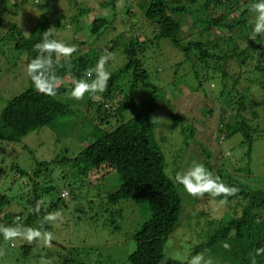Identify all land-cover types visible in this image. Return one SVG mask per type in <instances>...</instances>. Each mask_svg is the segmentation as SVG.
Masks as SVG:
<instances>
[{
    "label": "trees",
    "instance_id": "16d2710c",
    "mask_svg": "<svg viewBox=\"0 0 264 264\" xmlns=\"http://www.w3.org/2000/svg\"><path fill=\"white\" fill-rule=\"evenodd\" d=\"M125 1L124 13L131 26L140 30L137 27L140 12L146 22L141 29L150 27L152 36L129 37L121 31L113 36L107 48L101 50H89L87 40L79 39L80 36H62L63 29L71 30L72 23L82 22L83 17L88 20L85 26L82 25L88 31L89 24L88 36L107 32L112 20L120 15L119 0L86 5L78 0H67L69 9H76V15L68 18L64 13H50L46 9L39 15L34 31L29 36L24 35L17 23L6 25L3 44L10 46L11 50L24 53L26 65L37 55L35 45L40 42L43 32L49 29L53 38L63 42L65 38L69 39L66 42L74 44L76 51L70 58L61 57L59 66L55 68L56 75L61 78L55 96L39 93L31 85L7 101L0 117V142L21 144L30 133L50 127L59 142L71 139L75 149L65 148L48 161L38 160L34 151L26 145L36 164L31 172L14 163L5 152L2 153L3 162H10V165L5 164L4 172L15 171L21 179H26L24 183L14 185L18 190L13 188V183L10 184L6 176L5 185L0 184V225L24 223L41 231L55 232L53 223L44 222L45 215L61 214L63 211L68 214L81 212L83 208L86 210V201L92 209V201L81 194L74 195L66 187L58 189L53 178L42 175L49 171L55 172L53 177L56 183L70 175L75 182H87L91 187L97 177L105 178L108 171L116 170L122 184L100 202L103 204L99 206L100 212L111 214V218L104 219L103 224H111L117 230L120 228L121 223L118 221L123 212L119 205L123 200H132L138 205L147 204L150 212L148 219L132 234L135 249L129 256L122 255L123 264H182L181 260L167 255L166 245L181 224L184 196L181 197L177 184L166 172V157L154 134L158 126L157 108L164 102L170 107V101L164 97V90L152 82L150 67L143 57L153 47L155 40L161 47L160 43L167 39L183 55V60L177 66L184 61L190 62L201 89L205 84L211 88L221 84L222 89L216 98L218 103L208 96L203 99L209 107L206 110L207 120L209 117L211 122L210 126L206 122V129L215 135L220 145V160L225 156L221 144L240 135L239 144L233 148L241 146L237 157L246 165L242 168L236 164L237 168L232 171L226 173L221 169L223 173L218 172L219 166L210 164L216 155V142H201L200 152L205 157L202 159L203 164L213 173L216 168L218 173L215 174L229 186L235 187L237 192L227 198V205L234 212L229 211L221 220L215 221V227L207 231L206 241L197 246L192 255L208 252L227 264H251L249 254L257 248H264V188L252 185L258 178L246 181L247 175L255 174L250 169L254 144L258 139L262 140L264 134L262 126L246 115L254 104L252 88L258 87L264 94V40L253 38L250 27L255 15L250 10L254 0H140L136 5L138 11L132 4L138 0ZM15 2L22 4L24 0ZM103 9L107 11L106 14L101 13ZM185 22L189 24V34L184 31ZM108 52L118 59L116 65L119 66L113 68L115 59L105 64V70L111 74L106 91L97 93L95 99L86 93L80 100L83 106L80 107L68 95L73 80L84 76L85 70L93 68L100 56ZM184 81L181 77L177 84ZM244 81L245 86L239 90ZM141 89L148 96L139 103L136 97ZM137 108L140 109L138 113L126 118L127 112ZM170 115L173 126H181L185 137L183 150H187L196 130L191 125L186 126L184 119L172 108ZM226 154L231 155V151ZM52 165L60 167L62 172L58 174ZM177 172L175 169V175ZM212 197L223 199L222 196ZM38 200H43V204L40 212H35ZM204 214L202 211L197 215L198 225L208 215ZM205 223L212 225L210 220ZM2 241L3 237L0 236V244ZM35 243L28 244L17 239L15 247H12L8 242L5 244L7 251L0 250V264H24ZM225 244L229 247L225 248ZM65 250L67 252L60 264H120L114 255V248L96 245L92 256L91 247L84 250L83 247L72 246ZM256 260L257 264H264V255L257 256Z\"/></svg>",
    "mask_w": 264,
    "mask_h": 264
},
{
    "label": "rangeland",
    "instance_id": "374dc122",
    "mask_svg": "<svg viewBox=\"0 0 264 264\" xmlns=\"http://www.w3.org/2000/svg\"><path fill=\"white\" fill-rule=\"evenodd\" d=\"M15 1L21 2L22 0H0V65H4L0 67V117L7 101L32 85L31 80L27 77L25 72V54L20 51L11 50L10 46L8 47L6 44H3L5 42L4 35L6 33V25L11 22L17 23L20 25L24 35L29 36L34 31L39 15L46 9H48V11L50 10V13L56 11L64 13L68 18L72 15H76V9L71 11L68 7L67 0H59V2H57V0H24L22 4H18ZM101 1L104 0H78V2L83 5L94 4L95 2ZM139 1L140 0L132 2L134 5L133 7H136L137 11L138 6L136 5ZM126 3L125 0H119L118 8L120 15L112 20V25L107 32L105 31L101 35L88 36L89 24L88 31L85 27L82 28V25L88 20L83 17L82 22L76 21L72 23L71 30L66 29L65 31V29H63L62 36L68 35L73 38L74 36L76 38L80 36L79 39H86L89 50L107 48L113 36L121 31L129 37L139 35L145 38V34L152 36L153 30L150 27H145L143 30L141 29V26L146 25V22L141 18L140 12L138 13L139 22L137 26L140 30H137L135 26H131L124 13ZM106 12L107 11L104 9L101 10L103 14H106ZM67 27L69 28L70 25ZM184 31L186 34L190 33L189 24L187 22L184 23ZM66 41L69 42V39L65 38L64 41L68 44ZM163 42L160 43L161 47H159L157 40H155L153 47L148 49L143 57L150 67L152 82L164 90V97L170 101V107L167 102L158 106V126L154 131L156 139L166 157V172L171 178H174L175 169L179 172L188 167L193 161H198V159L199 162L203 163L202 159L205 157L202 156L200 152L201 142L204 141L212 144L213 140L216 142V155L211 159L210 164L215 167L219 166L217 168L219 170L218 172L221 171L220 173H223L221 169L226 173L232 171L237 168L235 166L236 164L242 168L246 167L237 157L241 146L233 148V146L239 144L241 140L240 135H236L230 141L221 144V148L223 145V153H225V156L220 160L218 158L220 152L218 149L220 145L214 138L215 135L210 134V130L206 129L207 125L210 126L211 122L209 117L207 120L206 110H208L209 107L206 101L204 102V97L208 96L210 99L215 100V103H218L216 98L219 97V93L222 89L221 84L218 83L214 88L205 84L201 89V87H199V81L193 72L194 70H192L191 63L184 61L177 66V64L183 60L182 53L171 45L170 40L165 39ZM194 60L195 63L198 64L196 59ZM117 61L118 59L115 58V65L113 68L119 66L116 65ZM181 77L184 78L185 81L178 85L177 82ZM245 84L244 81V83L239 86V90H242ZM259 89L258 87L252 88L254 104L249 107L246 115L248 117H253V122L255 124L259 123L264 129V94H262ZM147 96L146 91L141 89L138 91L136 98L140 103L143 99H146ZM74 102H77L80 107H83L80 100H75ZM169 108H172L184 119L186 126L191 125L196 130L195 136L191 137V142L187 150H183V141L185 137L182 134L181 126H173ZM139 111L140 109L137 108L127 112L126 118L129 119L133 114ZM187 133L190 135L189 131H187ZM55 134L56 133L52 131L50 127H43L41 130L30 133L23 139L21 144L0 142V184L5 185L6 176L10 180V184L13 183V188L18 190L14 185L17 183H24L26 179H21L20 174L15 171L13 173L4 172V167H6L5 164L10 165V162H3V152L8 154L11 160L20 165L22 169L31 172L36 167V164L31 157V153H29V149L34 151L38 160L48 161L54 159L59 153L64 151L65 148L71 147L75 149L74 143L71 144V139H62L59 142ZM26 145L29 149L25 148ZM228 151H231V155L226 154ZM197 154L201 155V157L198 158ZM251 159L252 168L250 167V169L255 174L247 175L246 181L251 182L258 178V181L252 183V185L264 188V134L262 140L258 139L255 142ZM52 167L53 170H57L58 174L62 172V169H59L60 167L55 168L54 165H52ZM217 169L214 168L215 173H218ZM105 170L107 171V169ZM246 171L245 174H247ZM106 174L107 176L105 178L97 177L96 183L91 184V187L87 182H75L70 175L62 177L63 181H58L57 183L55 181L56 179L53 177L55 172L51 173V171H49L42 175L43 177L48 175L50 178H53V182L57 185L58 189L62 190L66 187L69 191L74 192V195L81 194L91 200L92 209H90V203L86 201L84 203L86 210L83 208V211L74 214H68L66 211L61 212L62 219L60 222L52 224V227L54 226L55 228V232L53 230L51 231L54 237L52 246L44 247L42 243L36 242L33 251L24 260V264H40L41 258H44L47 264H60L61 258L64 257L65 252H67L65 248L67 249L72 246L83 247L84 250L91 247L92 256L93 249L96 245L109 247L112 250L114 248V255L118 262L123 264L122 255L125 254L129 256L135 249L136 243L133 240L132 234L134 235L144 221L148 219L150 212L147 204L138 205L132 200H123L119 205L123 212V215L118 221L121 223L120 228L117 230L111 224L107 226L104 225L103 220L110 219L111 214L104 215L100 212L99 206L103 205L100 204V202L109 194L117 191L122 184L120 175L116 170H110ZM177 187L181 197L184 196L185 203L183 204L182 210L184 214H182L181 224L167 242L166 253L172 258L184 261L186 257L192 255V252L197 246L206 241V236L208 235L207 231L209 228L213 229L215 227V221L221 220L227 212L231 211L233 213L234 210L231 209L227 203H221V200L213 198L212 195L208 193H205L202 197H194L186 193L179 184H177ZM2 191L5 190L3 189ZM72 202L75 203L74 201ZM202 211L208 215L202 219L203 223L198 225L199 217H197V215ZM101 216L103 217L98 221V218ZM207 220L212 222L211 226L205 223ZM212 231L213 230H211L210 233ZM91 241L93 242L91 243ZM5 244H8V242L2 241L0 250L7 249ZM63 253L64 255H62ZM201 254L205 259L211 257L214 264H227L211 253L202 252ZM91 256H89V258ZM96 258L97 257H95V259ZM95 261L96 260H94V262Z\"/></svg>",
    "mask_w": 264,
    "mask_h": 264
},
{
    "label": "clouds",
    "instance_id": "9594fccd",
    "mask_svg": "<svg viewBox=\"0 0 264 264\" xmlns=\"http://www.w3.org/2000/svg\"><path fill=\"white\" fill-rule=\"evenodd\" d=\"M250 10L255 13L250 24L252 37H259V40H264V0H254ZM35 49L37 55L26 65V75L37 92L47 96H55L61 79L56 75L55 68L59 66L61 57L70 58L76 51V47L53 38L51 29H49L43 32L40 42L35 45ZM110 59H115L113 53L102 54L93 68L85 70L84 76L73 80V87L68 95L75 100H81L87 93L95 99L97 93L105 92L111 74L105 70L104 66ZM173 179L189 195L202 197L208 193L212 196H222L221 203H227V198L237 192L235 187L226 184L219 175L213 173L199 161H193L188 167L177 172ZM42 204L43 200H38L34 211L40 212ZM61 219L59 212L49 213L43 217L46 223H55ZM0 236L3 237L4 241L10 242L12 247H15L17 239L26 241L28 244L35 241L42 243L44 247H51L54 239L51 232L41 231L40 228L15 222L11 226L0 225ZM224 247L228 248L229 245L225 244ZM260 255H264V248H257L254 253H250L251 264H257L256 257ZM40 264H47V262L41 258ZM182 264H214V262L211 257L205 259L202 254L198 253L186 257Z\"/></svg>",
    "mask_w": 264,
    "mask_h": 264
}]
</instances>
